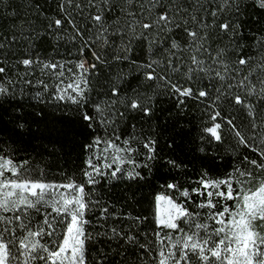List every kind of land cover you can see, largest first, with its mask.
<instances>
[{
    "label": "snow or ice",
    "instance_id": "snow-or-ice-1",
    "mask_svg": "<svg viewBox=\"0 0 264 264\" xmlns=\"http://www.w3.org/2000/svg\"><path fill=\"white\" fill-rule=\"evenodd\" d=\"M249 7L259 27L246 36ZM0 36V120L11 125L0 140V264H264V0H0ZM62 41L71 59L46 54ZM21 66L44 77L38 105L50 97L90 130L80 165L59 182L44 178L43 154L15 158L17 138L49 116L16 99L9 73L20 79ZM161 98L173 101L174 126L189 102L200 109L201 152L227 130L234 162L202 166L184 185L160 177L162 190L145 196L164 132L137 133L136 119L158 120ZM165 144L174 151L173 137Z\"/></svg>",
    "mask_w": 264,
    "mask_h": 264
},
{
    "label": "trees",
    "instance_id": "trees-1",
    "mask_svg": "<svg viewBox=\"0 0 264 264\" xmlns=\"http://www.w3.org/2000/svg\"><path fill=\"white\" fill-rule=\"evenodd\" d=\"M19 3V0H16ZM39 3L43 4L45 8H48L49 5L54 9L56 6V0H38ZM118 11V10H117ZM249 19L246 28L244 29L246 36L249 35L248 29L251 28L252 32H255V29L259 25H253L251 23V18L255 15H258L253 11L251 7L248 9L247 13ZM21 18H27L22 14ZM37 25L44 23L40 17H33ZM78 23H81L83 26L84 22L78 20ZM68 35H71L69 30ZM3 37L0 36V39ZM220 41L217 39V36L214 35L212 41H210L213 48L216 47V44ZM76 46H79V41L75 42ZM46 54L52 55L55 59L59 60L61 58L71 59L70 53L75 51L72 42H59V44L53 48L49 45L45 49ZM118 67L126 69V64H121ZM13 70L9 73V76L15 81L13 85H10L11 88L16 93V99L22 100L24 104V109L28 112L33 110L39 111L40 108H44L45 112L49 113L48 119L39 122V124L33 123L28 131H26L22 136L17 138V147L20 149L15 154V158L18 160L31 159L35 157L39 160L41 154H43V159L39 160L40 168L43 170L44 178L48 181H61L63 179V174L68 173L72 174L73 171L81 163L83 158V144L87 143L90 139L88 132L90 130L86 129L82 123L73 118L72 115L68 113V109L61 104V109L57 110L54 107L55 102L51 100L50 97H47L48 104H39L34 99L36 92L38 91L36 80L42 77L39 69L35 71L34 76H25L23 66L18 69L21 73V78L17 79L15 72ZM133 75H136L133 72ZM8 77H4L7 79ZM30 80L31 83H24L23 81ZM206 82V81H205ZM202 107V106H201ZM226 111H231L233 117L236 118V123L241 124L243 119L235 110H229L226 108ZM64 115V119H54L53 117H60ZM175 115V110L173 107V101L167 98H161L157 100V109L156 117L148 123H144L139 117L136 119V129L137 133L143 128L144 134L151 132L152 128L159 125L157 131L163 130L164 135L160 138L157 151L159 153V159L156 162H153V172L152 177V187L145 186L142 191L147 196V193L153 191V188L156 190H162L159 188V185L165 182L164 179L160 177L175 178L181 185H184V181L187 178L194 177V172L198 171L202 166H207L210 169H213L215 172H220L225 169V166H230L234 160L233 156L230 155L226 149L232 143L231 134L225 130V138L222 144L217 146L215 143L206 149L205 152L199 151V148L203 147L200 144L199 136L197 135L200 126L204 121V117L201 114L200 109H198L191 102L188 103L187 113L183 115V119L180 120L175 126L172 123V120L168 117ZM132 120L129 117L127 124H120V131L124 134L130 132ZM11 133V125L8 123V117L5 116L3 120H0V140H6ZM102 134V133H101ZM169 137L174 138V151L169 152L165 140ZM3 144H0V147H3ZM61 146H63V151H61ZM55 149V155L51 157L48 155L49 152H52ZM168 155L169 157H174L177 160V163H182L184 165L181 169H171L166 166L163 161V157ZM223 155L224 159L221 160ZM215 156V160H212L210 157ZM145 177L149 176L147 170L143 173ZM186 186V185H185ZM114 199V198H113ZM147 206V201H143L139 206L132 205L131 208L124 209L125 211L139 212L141 208Z\"/></svg>",
    "mask_w": 264,
    "mask_h": 264
}]
</instances>
